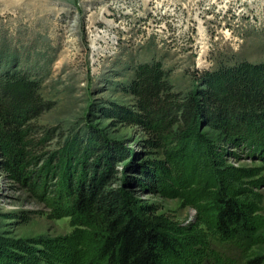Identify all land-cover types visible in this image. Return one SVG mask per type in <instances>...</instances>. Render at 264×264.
Returning <instances> with one entry per match:
<instances>
[{
  "label": "rangeland",
  "instance_id": "rangeland-1",
  "mask_svg": "<svg viewBox=\"0 0 264 264\" xmlns=\"http://www.w3.org/2000/svg\"><path fill=\"white\" fill-rule=\"evenodd\" d=\"M152 62L179 100L202 89L204 72L263 63L264 0H0V76L29 75L49 106L17 146L21 173L0 154V264H103L105 219L64 193L91 175L99 151L93 169L105 188L168 240L175 255L160 251L161 264L264 255V130L231 145L209 127L152 134L113 116L135 111L124 88L136 65ZM219 198L246 211L247 245L215 227Z\"/></svg>",
  "mask_w": 264,
  "mask_h": 264
},
{
  "label": "trees",
  "instance_id": "trees-1",
  "mask_svg": "<svg viewBox=\"0 0 264 264\" xmlns=\"http://www.w3.org/2000/svg\"><path fill=\"white\" fill-rule=\"evenodd\" d=\"M198 78L202 89L179 100L171 92L159 63L138 64L124 88L132 97L135 111L113 109L112 114L152 134H166L173 127L187 134L196 125L209 127L219 130L224 141L231 145L245 143L251 134L264 130V62H239L204 72ZM37 88V81L19 71L0 76V154L5 158L3 164L9 163L16 174L21 173L18 165L25 158L17 146L21 139L23 145L28 146L25 139L31 129L30 121L49 108ZM42 132L48 140L52 138L47 130ZM99 152L93 155L96 164L103 159ZM88 154V150L81 152L84 159ZM96 164L89 165L92 168L89 177H84L82 171L78 180L68 181L64 193L75 208L95 211L105 219L98 249L103 264H161L160 251L175 255L164 233L147 227L133 214L120 191L105 188L108 184L93 169ZM153 185L150 180L148 187L153 189ZM215 206L217 230L230 234L238 244L247 245L253 227L246 211L223 198H219ZM242 264H264V255L247 258Z\"/></svg>",
  "mask_w": 264,
  "mask_h": 264
},
{
  "label": "bare ground",
  "instance_id": "bare-ground-1",
  "mask_svg": "<svg viewBox=\"0 0 264 264\" xmlns=\"http://www.w3.org/2000/svg\"><path fill=\"white\" fill-rule=\"evenodd\" d=\"M215 1H217V0H214V2ZM110 28V27H109ZM202 32V31H201ZM95 38V37H94ZM95 39H100V40H108L109 39V37L107 36V34L106 33H104V34H102V36H97ZM105 42V41H104ZM201 53H200V62H199V66L200 67H203L204 65H205V61H204V55H205V52H206V48H205V46H204V44H203V46L201 47ZM106 50V49H105ZM103 51V50H102Z\"/></svg>",
  "mask_w": 264,
  "mask_h": 264
}]
</instances>
